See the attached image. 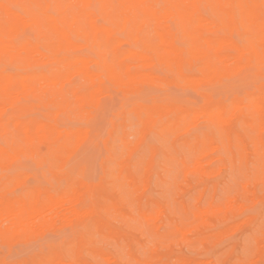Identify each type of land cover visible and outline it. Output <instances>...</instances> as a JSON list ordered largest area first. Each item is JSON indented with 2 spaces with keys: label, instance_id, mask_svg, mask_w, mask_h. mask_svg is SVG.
I'll return each mask as SVG.
<instances>
[{
  "label": "bare ground",
  "instance_id": "6f19581e",
  "mask_svg": "<svg viewBox=\"0 0 264 264\" xmlns=\"http://www.w3.org/2000/svg\"><path fill=\"white\" fill-rule=\"evenodd\" d=\"M157 67L163 75L155 72ZM236 80L243 84L242 90L247 80L257 84L256 91L230 97ZM172 84L194 90L202 99H178L164 94L168 90L143 96L146 88L165 86L176 95L168 86ZM114 89L128 97L130 105L117 115L124 121L112 123L107 172L94 184L85 178L89 173L78 170L81 162L89 163V157L77 158V150L85 141L78 151H83L81 156L90 152L94 144L86 145L88 150L83 146L94 128L100 131L91 122V109L100 105L101 110V95L113 96ZM38 108L45 110L41 118H35ZM62 115L86 117L88 122L80 129L63 128L58 124ZM132 115L134 133L128 131L127 122ZM200 121L210 126L209 131H196ZM11 127L20 133L23 144L0 138V244L56 229L60 222L74 228L73 238L38 255L32 264H93L83 259L84 253L104 264H118L114 256L96 249V237L121 238L111 220H125L128 214L118 204L137 203L142 221L150 228L166 214L167 206L158 202L152 215L143 209L145 199L152 201L146 192L160 153L165 167L176 164L185 174L203 179L217 172L211 164L220 158L209 162L216 151L235 149L242 164L253 156L258 167L253 183L264 186V0H0V134ZM151 134L160 147L148 142ZM36 140L46 143L45 155L35 149ZM182 154L192 155L191 165ZM136 156L139 159L132 164ZM24 157L48 164L54 178L66 185L44 187L37 183L39 175L35 182L38 170L30 169L28 174L20 161ZM113 192L120 194L108 196ZM245 193L254 196L251 202L257 196L249 188ZM88 199L93 201L90 207L84 206ZM232 204L198 209L194 228L209 223V215L226 217L247 209ZM246 219L240 228L264 226L258 217ZM189 233L194 235L192 228L181 229L179 236L188 241ZM256 243L261 253L264 242ZM150 251L156 253L154 247ZM260 260L254 256L245 264ZM0 264L26 263L2 258ZM142 264L158 263L148 259Z\"/></svg>",
  "mask_w": 264,
  "mask_h": 264
},
{
  "label": "rangeland",
  "instance_id": "374dc122",
  "mask_svg": "<svg viewBox=\"0 0 264 264\" xmlns=\"http://www.w3.org/2000/svg\"><path fill=\"white\" fill-rule=\"evenodd\" d=\"M173 28H175L174 24ZM155 72H158V74L160 73L161 75L164 74L163 70L160 67H157L155 69ZM251 78L254 79V77ZM253 81L254 80L251 79V82ZM247 82L246 83L248 84V86H246L247 84L245 83V81L243 83L246 84L245 89H248L242 90L243 84L241 83V81L239 82V80H236V86L232 91L234 94L230 97L238 96L241 93L238 97L242 98L247 93L255 92L257 84L254 85V83H252V85L248 80ZM238 84L240 87L239 89H237ZM168 86L171 87L172 91L176 92L177 94H170V90L168 88L166 89L165 86L161 88H146L143 92V96L157 94L161 95V92L163 94V92L168 90V93L165 92L164 94H169L171 96L173 95L176 98L178 97V99H181V97H183L182 99L184 100H190L194 102H199V99H202L200 95L194 90L192 91L191 89H189V91L188 89H184L175 84ZM154 91H160V93H156ZM112 92H114L113 96L110 95V97L109 95H104L105 93L103 94V96L101 95L102 98L105 96L109 97H105L104 99L100 98L101 101L104 102V105L100 103L101 106L103 105V108H100L101 110L98 109L100 105L97 108L91 109V117H94L91 122L95 124V126H97L100 131L97 132V128H94L97 131H93V139L90 138L89 143L87 144L86 141L85 146H83L85 147V150H88L86 149V145L89 146L94 144L89 147L90 152H86L88 153V155L83 154L81 156L83 151H78L80 148H82V145L85 143V141L80 143V147L77 150V158L82 157V159L87 161L86 156L89 157V163H87L88 165L85 163L82 165V162L80 163L82 159H79L80 165L78 167V170L82 172L83 175L84 173L85 175L86 173H89L88 175L90 176V178L88 175H86L87 177H84L87 181L90 180V183L94 184L100 182L107 172L105 161L110 155V151L107 146V140L112 129V123H122L124 121V118L117 117V115L118 113L121 114L126 111L130 105L128 104V97H126L122 92L115 89L111 90V93ZM232 92H230L226 96L231 95ZM236 92L239 94H237ZM106 94L110 93L106 92ZM191 99H196V101ZM200 102L201 103H198L199 105L202 104V100H200ZM24 104H26V102ZM124 106L127 108H124ZM96 110L99 111L97 112ZM94 111H96V115H94ZM9 113H12V109L9 110ZM44 113L45 110H43V108H38V110L36 109L35 118H41ZM131 117L133 118H131L130 122L127 121L129 125L128 131L134 133V129H136V126L134 125V123L136 122V117L133 115ZM114 118H116V120ZM112 119L115 121H113ZM87 122L88 118H83L82 116L78 115H62L58 120V124L60 126L65 125L63 126V128L68 129L83 128L85 127ZM202 123H204V125ZM202 123L200 124L201 126L198 125L196 131H209L210 126L208 124H205L206 122L202 121ZM72 125L73 128H71ZM203 126H206V128H204ZM199 128H204V130H201ZM240 134L245 138V135L243 133ZM94 135H96L95 139ZM0 138L13 140L18 144H23L20 133L12 127L6 132H1ZM130 138L132 141L135 140L133 135H131ZM262 138L264 140V133L262 134ZM148 142H151L158 147L161 146L155 134L150 135ZM95 143L98 145H96ZM120 144V140H117L115 143L118 153H121ZM33 145L41 156L45 155L48 151V147L45 142L36 140ZM159 155V157H157L156 167L151 177L150 188L146 192V195H149V198H151L152 201L151 203H147V200L145 199L143 201V209L147 211L149 215H152L154 213V209L156 208L155 205L158 202L163 204L164 206H167L168 209L166 214L159 220L154 228H150V223H145L144 221H142L140 217L139 205L137 203L126 206L123 204H118V208L128 214V217L125 220L120 218L117 219L116 217L111 220L112 225L120 231L121 238L98 235L96 237V249L114 256L118 260V264H142L148 259H153V261L158 264H178V262L181 260L189 264H209L210 262H207L209 260H212L210 264H241V262L249 263V261L253 259L254 256L256 258L258 257V255L261 258L259 264H264V250H262L260 253L257 249L256 243L257 239L261 240L262 228L256 230L254 229V226L248 225H241V228L239 227L241 221L244 222L247 220L246 218L250 217H258L260 218L259 222L264 223V186L260 185L256 187L253 183L254 174L257 172L258 168L254 163L255 160L253 156L248 157L246 161L247 164H242L239 156L235 154V149H232L228 152H225L223 150L216 151L209 158V162L212 163V161H214L211 166L217 172L209 176H205L203 179H198L193 173L185 174L182 171V168L178 167V165L176 164L174 166L165 167V165L162 163V154L160 153ZM181 156L184 157L186 164H192V155L182 154ZM216 157L220 159L217 160ZM138 159L139 156H136L132 164H136ZM212 159H216L217 161ZM20 161H22V167L25 166V168H28L26 169L28 170V172L30 171V169L38 170L39 174L37 172L36 177L34 176L35 182L37 178L40 177V179L37 180L38 184L44 187L50 185L58 186L63 183L65 184H63L62 186L66 185L65 180L59 181L58 179L54 178L50 166L48 164H41L38 158L24 157ZM19 165L17 169L19 168ZM217 166L220 167L218 168V170L216 169ZM222 167L227 169H221ZM132 168L134 169L135 167L132 166ZM28 174H30V172ZM34 174L36 173L31 172V175ZM42 181L47 185H43ZM247 188L256 192L257 199L255 198V200H258L257 202L253 200L252 204V202L249 201V198H253L254 196L248 197L246 195L245 189ZM119 194V192H113L108 196L118 197ZM233 198L235 199L232 200ZM228 199L232 201H229L227 203ZM92 202L93 201L91 199H88L84 202V206L90 207ZM229 203L230 205H237L240 203L239 206L243 205V208L246 207L248 210L242 209L243 211L241 210L239 213L234 215L228 213L226 217H220L219 215H209L207 218L209 223H206L205 226L203 225L199 228H194V224L196 221L195 213L198 209L206 210L209 209L210 206L216 209H220L225 208ZM254 203H256V205ZM160 222H162V224ZM209 224L211 225L208 226ZM176 228L179 232L181 229L191 230L192 228V233H194V235L189 233V240L185 241L183 240V238L181 239ZM235 231L237 232L235 233ZM74 232L75 230L72 226L58 222L56 229L42 231L41 233L32 235L30 237L16 240L12 244H0V260L2 258H7L12 263L21 261L26 264H32L36 262L37 258L43 253H49L50 251L55 250L62 242L70 241L74 236ZM153 247L156 249L155 254H152V252L150 251ZM160 248L162 249L159 251ZM83 259H90L93 264H104L102 261H100L101 259L99 260V258H95L88 253L83 254Z\"/></svg>",
  "mask_w": 264,
  "mask_h": 264
},
{
  "label": "snow or ice",
  "instance_id": "6c2138e0",
  "mask_svg": "<svg viewBox=\"0 0 264 264\" xmlns=\"http://www.w3.org/2000/svg\"><path fill=\"white\" fill-rule=\"evenodd\" d=\"M261 241L264 242V226L261 229ZM241 264H245V262H241Z\"/></svg>",
  "mask_w": 264,
  "mask_h": 264
}]
</instances>
